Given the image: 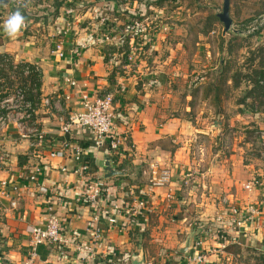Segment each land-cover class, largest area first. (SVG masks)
Wrapping results in <instances>:
<instances>
[{
	"label": "crops",
	"instance_id": "1",
	"mask_svg": "<svg viewBox=\"0 0 264 264\" xmlns=\"http://www.w3.org/2000/svg\"><path fill=\"white\" fill-rule=\"evenodd\" d=\"M48 6L49 3H44L41 8ZM59 9L64 10L62 16H57L55 26L59 28L53 26V32L48 35L31 27L29 33L20 29L15 36H9L4 29L9 17L5 16L0 23V57L8 55L14 61L40 69V96L35 100L34 122L37 129L46 133L44 140L36 135L23 137L14 125L9 126L6 137L0 139V153L6 158L0 167V179L9 183V196H0V264L28 262L29 232L48 217L47 198H52L54 211L63 222L67 254L62 256L54 246L42 245L37 248L33 264H133V259L143 260L142 264H197L195 257L200 254L206 257L203 264H216L220 252L216 250L220 245L217 234L202 233L198 226L205 224L206 211L211 214L216 209L217 212L218 203L210 190L216 184L232 185L237 181L233 176L232 180H227L219 175L220 172L226 175L225 166H220L216 159L219 152L204 158L207 148L199 138L210 136L214 131L201 129L193 121L191 107L183 102L184 98L193 99L185 93L189 85L183 87L180 79L169 76L171 70L177 71L178 66L172 62L181 55L171 51L170 57L161 61L156 51L160 42L146 48L147 41L139 44L131 38L125 40L123 46L119 42L111 45L97 42L82 49L86 41L94 43L102 33L90 35L86 29L79 30L78 24L83 19L74 6L65 8L57 3L49 6L48 11L53 15ZM70 11L73 12L68 14ZM40 14L46 15L43 10ZM88 15L90 13L83 16ZM83 22L86 25V21ZM117 26H114L117 33L126 31ZM55 35L48 44V36ZM60 41L66 52L63 59L55 52ZM133 47L141 50L137 52L139 65L135 70L127 67V55ZM74 51H80L81 55L73 57ZM70 80L76 81L77 86H71ZM110 91L115 93V134L127 139L121 145L117 161L107 148H95L90 131L75 130L64 135L60 130L70 116L82 112L83 93L94 96ZM64 140L82 149L89 178L105 182L101 204L109 215L113 213L111 207L118 203L123 204L119 206L124 209L130 196L146 199L147 209L139 217L119 216L115 225L104 217L99 224L95 223V209L84 202L88 181L62 171L77 167L72 151L67 150L64 158L51 157L52 152L61 149ZM106 156L112 158L115 171L122 175L105 178ZM229 162L235 175L239 168L237 155L232 154ZM37 167L42 170L39 181L50 189L48 195L39 193L35 184L27 180ZM155 171H170L172 182L154 187ZM14 201L15 208L11 206ZM210 208L213 209L210 211ZM219 208H222L220 204ZM91 223L102 229L98 241L92 236L96 227L90 226ZM246 231L241 229L231 234L236 239L239 233L249 236L252 232L253 235L255 229L248 227ZM189 239L188 250L181 253ZM238 241L243 245L252 244L245 237H238ZM91 243L96 250L93 260L79 251L80 245Z\"/></svg>",
	"mask_w": 264,
	"mask_h": 264
},
{
	"label": "rangeland",
	"instance_id": "2",
	"mask_svg": "<svg viewBox=\"0 0 264 264\" xmlns=\"http://www.w3.org/2000/svg\"><path fill=\"white\" fill-rule=\"evenodd\" d=\"M223 1L92 0L87 3L84 0H14L10 1L6 9L3 7L0 15L18 10L28 22L25 33H29L31 27H36V31H46L48 35L49 32H53V26L54 29L59 28L55 26L57 16H62L64 10L59 9L58 12L50 15L49 8L41 7L44 3H49V6L61 3L65 8L74 6L79 9L83 19L78 24L79 30L83 28L86 29V33L95 35V32L104 31L98 20L100 14L106 15L112 25L109 26L110 29L118 24V28L126 30L134 20L129 13L139 9L141 11L143 6L146 7L147 15L151 14L152 17L151 20L146 21L147 29L157 32L159 30V32L156 41L153 40V43L144 46L152 47L155 42H160L159 50H156L159 53H156L159 54L161 61L167 60L171 51L181 55L173 60L172 64L178 66V69L175 72L171 70L169 76L180 79L183 87L185 84L186 87L189 85L190 89L185 93L190 94L193 99L184 98L183 102L185 106L191 107L193 121L201 129L214 131L210 136L204 135L203 139L199 138L207 148L204 158L219 152V156L216 157L217 162L220 166H225L226 171V175L222 172L219 175L227 180H232L233 176L237 181L232 185L222 182L210 190L215 195L214 200L216 204L218 203V208L219 204L222 208H217V212L216 209L210 208V211L212 209L215 211L211 214L206 211L205 224L198 226V229L202 233L214 235L230 224L231 208L223 204L224 198L233 201L234 206L244 208L251 206L260 210L258 217L248 224V227L255 229L253 235L251 232L249 236H244L242 233L238 236L245 237L252 244L243 245L238 241V237L233 238L231 232L239 229L234 230L232 227L231 235L227 237L228 246L217 254L216 264H264V106L259 103L254 104L253 98L248 99L246 106L240 104L251 84L244 82L240 88H235L231 81L222 87L220 82V72L224 67L231 71L226 76L228 78L238 71L253 75V71L257 68V62L251 64L250 59L254 58L253 54L264 45V0H231L230 15L233 20V30L228 33H225L224 25L220 20H213L214 16L223 11ZM42 10L46 15L40 14ZM87 13H90L91 19L89 15L83 16ZM83 21H86V25H83ZM36 24L38 26H35ZM143 35L135 39L137 43L143 44L145 40ZM54 37L56 35L48 36L47 43ZM15 61L19 62L16 59ZM1 76L6 79L5 88H0L3 96L7 93L9 95L7 98L14 99L17 89L23 88L27 90L28 97L29 86H24V77L16 79V75L8 70ZM200 80L203 81L200 83ZM213 83L222 91L218 97L214 89L207 95V89ZM232 154L237 155L239 159V168L235 175L229 167V158ZM207 182L208 180L206 184ZM246 185L253 187L251 193L245 188Z\"/></svg>",
	"mask_w": 264,
	"mask_h": 264
},
{
	"label": "built area",
	"instance_id": "3",
	"mask_svg": "<svg viewBox=\"0 0 264 264\" xmlns=\"http://www.w3.org/2000/svg\"><path fill=\"white\" fill-rule=\"evenodd\" d=\"M14 1V0H11ZM85 2H91L92 0H84ZM3 7L0 8L2 11ZM73 11L68 12L71 14ZM1 13V12H0ZM14 11H10L9 13H5L4 15H0V23L2 22L5 16L10 17ZM151 14L146 15L145 18L139 19L135 18L127 27L126 31L123 33H117V30L114 28L110 29L109 26L110 21H108L106 15L100 14L98 16V20L102 29L104 30L102 36L97 41L90 42L86 41L82 46V49L90 48L92 45H96L97 42L101 44L111 45L116 42L124 44L125 40L128 38L136 39L138 36H142L145 38V41L152 42L156 41V37L158 35L157 31H152L147 29V22L151 20ZM28 25V22L24 19V24L20 29L25 30ZM114 42V43H113ZM146 42V44H147ZM55 52L58 56L63 59L66 57V52L64 49V43L58 42L55 47ZM138 48H132L130 53L127 55V67L131 70H135L138 67V59H137ZM81 55L80 51L73 52V57H79ZM27 63H21L14 61L10 56L4 57L3 64H0V70H8V67L11 66L12 70H8L13 73L15 78L24 77L27 78L33 70L26 66ZM24 66V67H22ZM34 71L40 73V69L36 66ZM20 72V73H19ZM23 75V76H22ZM4 80V81H3ZM6 79L3 78L0 74V88H5ZM71 86H77L76 81L70 80L68 81ZM0 91V139H4L6 137V132L9 129V126L12 127L15 125V128L23 135V137H28L29 135H36L40 140H44L46 138V133L37 129L34 118L36 116V107L34 104L28 100L27 98V90L22 88L17 89L15 93V98H7L9 95ZM25 94V95H24ZM82 101V112L74 114L70 116L69 120L64 122L60 130L64 135H69L75 130H87L90 131L94 136V146L96 149H104L107 148L110 152L111 157L114 161L118 160L119 152L121 145L127 141L126 137L115 134V122H116V114H115V93L110 91L104 94H96L94 96H90V94L83 93L81 95ZM4 111H8L7 113ZM72 151V157L77 163V167L70 171L68 168H63L62 171L64 173L72 172L73 174L79 175L82 177L84 181H88L87 191L85 193V199L89 200V203L95 205L96 207V215H94L93 221L97 224L101 222L103 218L104 212L107 210H103L102 206V198L105 194V182L101 179L99 180H91L88 176V166L85 165L82 149L79 146L72 145L71 141H63L61 143V149L56 150L51 153V157L53 158H64L67 150ZM6 158L3 154L0 153V167L5 163ZM42 170L37 167L32 174L28 175L27 180L34 183L38 188L39 193L42 195H48L50 189H48L45 185H43L39 181V174ZM172 182V175L170 171L158 172L155 171L153 173L152 185L154 187H162L169 185ZM9 183L6 180L0 179V196L8 197L9 196ZM245 188L248 191H251L253 188L251 185H246ZM52 198H47L48 203V217L43 221L42 224L35 225L30 229V239L28 245V256L29 260L26 264H33L36 256H37V248L42 245L54 246L57 251L65 256L66 247L68 246V240L64 235V227L61 218L54 211V207L52 205ZM129 202L126 207L122 209L119 205H114L111 207L113 213L111 215L106 214L104 219L108 220V222L112 225L117 223L119 216H127L128 218L139 217L148 207V202L146 199L142 198H132L129 197ZM231 201L229 199H223V204L230 206V213L233 219L228 226H224L223 230H219L216 239L219 245V251H223L228 246V236H230V229L232 227L238 228L239 230H247L248 224L252 222L255 217L260 214V210L256 208H242L234 206L230 204ZM16 202H12L11 206L13 208L16 207ZM102 229L98 227L95 228L92 236L97 241L101 238ZM201 245V243H199ZM79 251L86 254V258H90L93 260L96 258V250L95 246L91 244H82L79 246ZM206 260L204 255H198L195 257V261L197 264H203ZM108 264H118L116 262H110Z\"/></svg>",
	"mask_w": 264,
	"mask_h": 264
},
{
	"label": "trees",
	"instance_id": "4",
	"mask_svg": "<svg viewBox=\"0 0 264 264\" xmlns=\"http://www.w3.org/2000/svg\"><path fill=\"white\" fill-rule=\"evenodd\" d=\"M245 1H248V0H245ZM48 8H49V6H48ZM147 12H148L147 8L143 6L141 8V11L139 9L138 11H134L132 13H129V15L134 19L135 18L143 19L146 17ZM213 20L218 21L219 20L218 16H214ZM253 55H255V57L250 59L251 64H254L255 62H257V68L253 71V75H249L248 73L243 72V71H238V72L233 73V75H231L230 78H228L226 76L228 74H230L231 71H230V69H227V67H224L220 72L221 87L223 85L227 84L228 81H231L235 88H240L244 82L251 84V86H248L245 95L242 97V99L240 101V104L246 106L248 99L253 98L254 104L259 103L261 106H264V45H262L259 48V50L257 51V53H254ZM7 56L8 55H3L0 57V64H3L4 57H7ZM26 66H29L33 70V72L27 78L23 79V83H24L25 87L29 86L27 98L35 106V100L37 97L40 96L39 91H40V86H41V73L35 72L34 71L35 67L29 63H27ZM22 67H24V66H22ZM8 70H12V67L9 66ZM3 73H5V70H0V74H3ZM216 85H215V83L209 85V88L207 89V95H209L211 93V90L214 89L217 92L216 97L219 96V94L222 91H221L220 87H217ZM84 202L87 204H91V203H89V200H87V199H85ZM118 205H123V204L118 203ZM124 205H126V203ZM90 206L93 209H95V212H96L95 205L91 204ZM106 214H107V212H104V214H103L104 218L106 217ZM94 224L95 223H93V224L91 223L90 226L96 227V224L95 225Z\"/></svg>",
	"mask_w": 264,
	"mask_h": 264
},
{
	"label": "water",
	"instance_id": "5",
	"mask_svg": "<svg viewBox=\"0 0 264 264\" xmlns=\"http://www.w3.org/2000/svg\"><path fill=\"white\" fill-rule=\"evenodd\" d=\"M11 0H0V7L8 6ZM231 12V0L223 1V11L219 13L217 16L221 23L224 25L225 33H228L233 30V20L230 15ZM104 173L105 178L110 179L114 176L122 175V173L115 171V166L113 165V160L109 156L105 157L104 164ZM190 239L187 241L185 248L181 249V253H185L190 246ZM143 260L139 261L137 259H133V264H142Z\"/></svg>",
	"mask_w": 264,
	"mask_h": 264
},
{
	"label": "clouds",
	"instance_id": "6",
	"mask_svg": "<svg viewBox=\"0 0 264 264\" xmlns=\"http://www.w3.org/2000/svg\"><path fill=\"white\" fill-rule=\"evenodd\" d=\"M24 24V17L17 10L5 22L4 29L9 36H15Z\"/></svg>",
	"mask_w": 264,
	"mask_h": 264
}]
</instances>
